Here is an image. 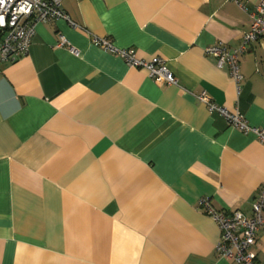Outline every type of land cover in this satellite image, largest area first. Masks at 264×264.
<instances>
[{"label":"crops","instance_id":"1","mask_svg":"<svg viewBox=\"0 0 264 264\" xmlns=\"http://www.w3.org/2000/svg\"><path fill=\"white\" fill-rule=\"evenodd\" d=\"M240 1L62 0L76 27L41 22L0 62V264H234L199 202L251 216L264 142L197 95L264 126V37L239 58L240 89L204 50L242 45L259 0ZM93 36L164 58L177 84ZM254 249L264 264V231Z\"/></svg>","mask_w":264,"mask_h":264},{"label":"built area","instance_id":"2","mask_svg":"<svg viewBox=\"0 0 264 264\" xmlns=\"http://www.w3.org/2000/svg\"><path fill=\"white\" fill-rule=\"evenodd\" d=\"M236 2L244 8L240 0ZM65 18L76 27L66 11L62 8V0H0V62L14 61L27 55L36 34V26L41 22ZM250 29L244 34L239 48L231 49L222 43L205 46V53L213 56L219 67H228L232 79L240 89L242 74L239 58L250 43L264 37V0H259L250 14ZM93 43L101 48L122 57L129 66L147 70L149 76L161 84H177L178 80L168 68L166 60L155 56L151 60L138 58L133 48H119L109 37L93 36ZM61 45L67 43L61 37ZM197 99L206 103L211 112H218L234 127L244 133L255 134L264 142V126H252L239 111H230L215 103L205 92L197 95ZM199 204L218 223L222 237L216 246L220 256L233 261L234 264H260L254 249L258 234L264 231V186L253 202L252 215L243 212L220 211L215 209L209 198H202Z\"/></svg>","mask_w":264,"mask_h":264}]
</instances>
